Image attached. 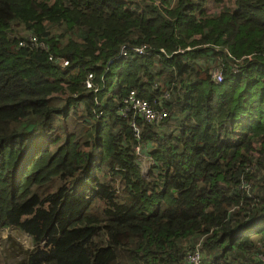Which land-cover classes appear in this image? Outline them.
Instances as JSON below:
<instances>
[{
  "label": "trees",
  "instance_id": "obj_1",
  "mask_svg": "<svg viewBox=\"0 0 264 264\" xmlns=\"http://www.w3.org/2000/svg\"><path fill=\"white\" fill-rule=\"evenodd\" d=\"M29 35L47 48L19 46ZM130 89L169 112L134 117L138 137L119 112ZM8 228L35 245L18 264H191L197 245L201 264H260L264 0H0Z\"/></svg>",
  "mask_w": 264,
  "mask_h": 264
},
{
  "label": "built area",
  "instance_id": "obj_2",
  "mask_svg": "<svg viewBox=\"0 0 264 264\" xmlns=\"http://www.w3.org/2000/svg\"><path fill=\"white\" fill-rule=\"evenodd\" d=\"M29 45L32 48H40L46 49V44L43 41H40L36 36L29 35L28 41L19 40V46ZM147 46L139 45V46H122L119 52V56L128 57L129 55H143L146 54ZM161 51H163L161 49ZM49 59L52 60V56H49ZM57 62L62 66L66 67L68 65V61L59 58ZM231 70L233 73L237 74L238 67L236 65H232ZM212 78L217 81H223L224 75L221 67H213L211 69ZM93 79L94 76L92 73H89L87 78L85 79L86 88L93 87ZM157 85L155 84V87ZM163 98H168V94H164ZM119 112L122 117L131 119V127L134 131L136 137L139 135V126L137 125L134 117H139L146 122L149 123H159L166 119L169 115V112L166 106L163 105L161 100H154L153 102L149 101L145 97L139 95V93L135 89H130L125 96L121 99ZM141 147L138 145L136 147V153L140 155ZM261 263L264 264V256H260ZM187 261L191 264H201V253L199 251L198 245L194 250L190 251L187 254Z\"/></svg>",
  "mask_w": 264,
  "mask_h": 264
},
{
  "label": "rangeland",
  "instance_id": "obj_3",
  "mask_svg": "<svg viewBox=\"0 0 264 264\" xmlns=\"http://www.w3.org/2000/svg\"><path fill=\"white\" fill-rule=\"evenodd\" d=\"M205 8L208 14H216L218 12L211 3H207ZM59 96L60 95H55L57 102H59ZM137 161L141 167L143 177L146 179L149 178L152 159L147 152V147L144 148V151L141 149ZM34 247L35 245L28 234L16 228L0 229V264H18L25 260L26 255L24 252Z\"/></svg>",
  "mask_w": 264,
  "mask_h": 264
}]
</instances>
